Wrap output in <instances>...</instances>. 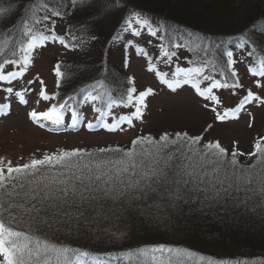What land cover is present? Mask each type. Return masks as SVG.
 <instances>
[{"label":"snow or ice","instance_id":"6c2138e0","mask_svg":"<svg viewBox=\"0 0 264 264\" xmlns=\"http://www.w3.org/2000/svg\"><path fill=\"white\" fill-rule=\"evenodd\" d=\"M72 3L74 7L87 6V0H80L79 5L76 0ZM62 7L60 0L55 3L28 0L18 23L11 20L15 13L10 14V9L0 7V17L11 22V27L5 25L0 30L4 31L0 37V85H12L22 79L33 65L34 53L49 43L74 47L55 31V18L62 17ZM95 15L117 18L119 32L112 37L113 41L125 32L133 38L144 34L158 36L159 58L169 66L168 72L158 70L149 54L132 39L127 45L134 48L137 56L146 59L147 71L153 72L173 93L190 86L195 94L218 106L221 101L213 89H231L232 95L245 89L235 68L237 60L233 50H224L217 59L212 54L216 43L204 35L188 33L190 42L175 40L176 30L160 22L154 23L153 17L136 0H104L102 9ZM258 32L264 35V27ZM256 34L257 21H253L242 30L236 47H248L247 55L254 58V66H248L247 73L253 77V86L264 91V55H258L264 51L260 47L264 41H258ZM181 48L191 54L183 58L188 67L176 62L180 59L176 49ZM129 59L125 54V68L129 66ZM53 71L59 88L66 78L59 61ZM214 73L223 79L216 78ZM35 80L40 82L38 95L42 100H58L59 93L48 94L39 74ZM204 82H209L208 86L202 87ZM33 83L34 80L27 81L28 85ZM124 85L114 96L104 79H96L67 99L50 103L44 111L33 108L28 117L40 127L45 126L44 122L61 126L68 111L73 129L83 125L88 131L102 128L115 132L122 130L125 124L134 127V120L143 119L147 98L154 95L155 90L148 87L138 91L132 76L126 77ZM0 90L6 93V102L0 103V115L6 116L13 97L21 104L28 103L25 94L31 88L16 90L7 86ZM79 94L83 95L78 103L90 105L96 113L95 123L91 120L85 123L79 108L70 103ZM253 102L264 105V97L248 87L234 107L222 112L217 107L211 110L216 121L225 122L239 119L246 105ZM116 107L131 111L117 116L112 111ZM247 114L251 117L250 112ZM107 117L112 118L111 123ZM211 127L209 124L205 131ZM202 141L203 135L165 132L159 138L151 134L137 136L129 147L58 149L45 152L39 158L33 155L22 164L14 165L11 160L0 157V264H108L107 260L80 247L68 246L56 237L79 236L82 229L93 231V224L98 226L103 220L119 218L117 214L133 210L148 200L155 201L148 207L155 206L158 211L164 207L181 212L187 209L189 215L214 218L221 213L228 215L232 210L246 212L264 208V137L257 139L248 153L240 152L235 147L236 142L229 152L218 140ZM241 156L248 162L241 163ZM106 255L116 258L112 253ZM194 255L187 248L165 244L118 253L126 264H188Z\"/></svg>","mask_w":264,"mask_h":264},{"label":"rangeland","instance_id":"374dc122","mask_svg":"<svg viewBox=\"0 0 264 264\" xmlns=\"http://www.w3.org/2000/svg\"><path fill=\"white\" fill-rule=\"evenodd\" d=\"M22 1L24 0H19V2ZM62 1L60 0L61 4ZM218 7L217 12H225L223 15L233 14L235 11L231 7L221 11L223 10L221 4ZM263 12L260 11L259 13ZM259 13L248 14L247 17L251 18L252 21ZM262 16L264 18V14ZM261 22L263 25H260V27H264V19ZM251 23L248 25H251ZM222 29L226 30V26L222 25ZM63 30L62 24L56 23L55 31L57 35L63 36L65 34ZM220 37H213L212 41L218 42ZM141 43L144 47L151 46L153 48L152 51L147 53L157 69L168 72L170 68L159 58L160 52L157 45L149 39H143ZM262 46L264 44L260 45L261 48H264ZM176 51L180 58L176 62L180 66H189L183 58L190 57L191 54L186 49ZM79 52L76 48H65L58 42L49 43L46 47L40 48L34 53L33 65L22 79L14 81L12 85H0V87L13 86L16 90H21L23 87L31 88V91L25 94L28 101L26 105L19 103L13 97L10 113L6 116L0 115V157H3L5 161L11 160L14 165L17 163L22 164L33 155L39 158L45 152L52 153L58 149H96L117 145L129 147L131 141L140 135L151 134L153 137L159 138L165 132L175 134L184 131L190 135H203L202 143L218 140L229 152H231L234 142H236L235 147L240 152L248 153L252 151L255 141L264 137V105H260L258 102L246 105V110L241 112L239 119L225 122L216 121L215 114L211 110L212 107H217L218 111L222 112L225 108L234 107L248 87H252L254 92H259L264 97V91L257 90L253 86V77L247 73L248 66H254V58L247 55V46L244 49L235 48V52L233 51L234 58L237 60L235 68L245 89L238 90L236 95L231 94V89H213V93L221 101L218 106L195 94L190 86H184L176 93L171 92L159 82L153 72L147 71V61L142 55L137 56L135 51H129L127 55L130 59L129 66L125 69L126 75L135 78V87L138 91L145 90L148 87L155 90V94L147 98V108L144 111L143 119L134 120V127L125 124L122 126V130L115 132H108L102 128L88 131L83 125L73 129L70 127V116L65 117L64 125L67 126L64 129L52 130L47 122H44V127L38 126L29 119L28 113L33 108L37 111H44L54 101H44L39 97L41 85L39 80H35L36 75L39 74V77L44 81L48 94L57 93V78L53 71L54 65L58 61L62 62L63 68L68 71L69 76L74 75L78 79L76 75L79 70L76 71V68L69 65V61L74 60L75 63L80 61ZM258 55H260L259 52ZM122 59H124L123 51L113 52L112 60L110 59L109 63L111 76L114 78L115 75L117 76V70L122 67ZM214 75L218 79H223L218 74L214 73ZM29 80H34V83L28 85L27 81ZM81 80L79 79V82ZM117 83H121V78H117ZM208 83H202V87L208 86ZM5 95L6 93L0 90V103L6 102ZM38 100L39 103H37ZM205 104H208L209 107L206 108ZM79 110L85 123L89 120L93 121L95 113L90 105L81 104ZM112 111L118 116L130 112L131 109L116 107ZM249 112L251 117L247 114ZM107 121L111 123L112 118ZM209 124L212 127L205 131ZM239 159L241 163L248 162L245 156H241ZM149 204L154 205L155 201L148 200L141 203L139 207H135L133 210L117 214L119 218L112 217L101 221L98 226L93 224L91 226L93 231L82 229L79 236L75 234L71 236L59 235L56 239L68 246L87 250L93 255L107 260L108 264H120L121 262L118 263L117 258L108 257L107 253H115L113 255L117 257L118 253L122 251L159 244L184 247L195 253L188 264H264V249L260 253L262 255H260V258L247 259L246 256L239 257L235 252L236 249L226 246L221 240L202 236L199 230L195 228L194 222H180L177 217H174L171 209L164 207L158 211L155 206L149 208ZM109 215L111 216V214ZM262 227H264V224ZM104 229L109 231L105 232ZM45 231L47 232V230ZM263 231L264 229L261 230V233ZM112 233L116 235H112ZM48 235H51V233L48 232ZM118 243H122V245L115 246ZM113 248H118V250Z\"/></svg>","mask_w":264,"mask_h":264},{"label":"trees","instance_id":"16d2710c","mask_svg":"<svg viewBox=\"0 0 264 264\" xmlns=\"http://www.w3.org/2000/svg\"><path fill=\"white\" fill-rule=\"evenodd\" d=\"M26 2L28 0L22 2H19V0H0V7L10 9V14L15 13L11 15V20L18 23L23 15ZM51 2L55 3L56 0H51ZM136 2L140 7L147 10L148 14L153 17L154 23L160 22L175 29L174 39L177 41L190 42L191 37L188 33L204 35L210 41L213 37L219 38L221 36L220 40L215 42L217 48L212 49V54L217 59H220V54L224 50L235 52L236 45L240 42L239 36L242 30L253 21H257L256 39L264 41V35L258 32V29L261 28L260 25H263L261 21L264 19L262 16L264 12H259L264 11V0H136ZM76 3L79 5L80 0H76ZM103 3L104 0H87V6L74 7L72 0L62 1L63 15L61 18H55L56 23L62 24L65 40L74 45L72 48L80 51V61H77V63L74 60L69 61V65L76 68V71L79 70L76 75L78 79L74 75L69 76L68 71H65L62 65L66 78L61 81L59 88L56 86L59 96L54 103L63 101L67 97L78 93L81 87H86L96 79H104L113 90V95H117L125 86L124 81L128 76L125 72L126 68L123 66L124 59H122L121 69L116 72V79L111 76L109 62L110 59L112 60L113 52L123 51L125 57V54L129 51H135L134 48L127 45L129 39H132L134 44H138L146 52L152 51L153 48L151 46L144 47L141 43L143 39H149L156 45L160 42L158 36L150 37L144 34L138 38H133L131 34L126 32L121 33L120 38L113 41L112 37L119 32L117 18H103L102 15H95L97 11L102 9ZM220 4L223 7L221 11L231 7L235 10L234 13L223 15L225 12H217ZM256 13L259 14L252 21L251 18L247 17L248 14ZM5 25L11 27V22L5 17H0V30H3ZM222 25L226 26V30L222 29ZM3 35L4 31H0V37ZM93 36L96 38L93 39ZM181 49L176 50L180 51ZM259 53L264 55V51ZM117 78H121V83H117ZM79 79L82 80L79 82ZM82 95L79 94L76 96L75 101H70L73 107H80L81 104L78 101L82 98ZM65 116L71 117V113L66 111ZM108 119L111 120L110 117H107ZM93 122L95 123L94 119ZM171 211L180 222H194L195 228L199 230L202 236L221 240L226 246L236 249L237 256H246L247 259L260 258V253L264 249V231L261 233V230L264 229L262 227L264 224V209L257 208L256 211L249 210L246 212L237 209L236 211H230L228 215L221 213L220 216L215 218L212 216L189 215L187 209H184L183 212L172 209ZM120 245L122 243L115 244V246ZM116 258L118 263H125L119 256Z\"/></svg>","mask_w":264,"mask_h":264}]
</instances>
